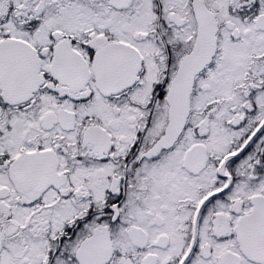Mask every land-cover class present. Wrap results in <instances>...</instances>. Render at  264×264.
Listing matches in <instances>:
<instances>
[{"label": "snow or ice", "instance_id": "6c2138e0", "mask_svg": "<svg viewBox=\"0 0 264 264\" xmlns=\"http://www.w3.org/2000/svg\"><path fill=\"white\" fill-rule=\"evenodd\" d=\"M0 264H264V0H0Z\"/></svg>", "mask_w": 264, "mask_h": 264}]
</instances>
